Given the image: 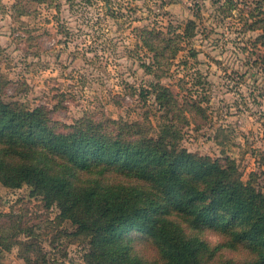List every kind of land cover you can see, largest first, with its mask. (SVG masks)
I'll list each match as a JSON object with an SVG mask.
<instances>
[{"label":"rangeland","instance_id":"obj_1","mask_svg":"<svg viewBox=\"0 0 264 264\" xmlns=\"http://www.w3.org/2000/svg\"><path fill=\"white\" fill-rule=\"evenodd\" d=\"M14 1L0 0V93L29 108L44 105L66 123L104 113L128 121L147 115L157 125L152 95H140L154 76L142 65L152 54L138 30L180 32L194 20V36L183 39L170 77L161 81L180 102L200 101L207 114L198 128L183 127L179 145L232 159L242 180L264 193V47L257 43L260 31L244 28L237 13L263 8L264 0L29 1L23 16L11 8ZM58 214L26 185L0 184V264H84L86 241ZM200 238L211 246L222 242L213 230ZM220 251L228 258L243 253Z\"/></svg>","mask_w":264,"mask_h":264},{"label":"trees","instance_id":"obj_2","mask_svg":"<svg viewBox=\"0 0 264 264\" xmlns=\"http://www.w3.org/2000/svg\"><path fill=\"white\" fill-rule=\"evenodd\" d=\"M29 1L45 0H15L11 8L27 15ZM237 9L264 47V7ZM195 27L191 19L180 32L138 30L152 54L142 65L154 76L140 95H152L157 125L147 115L128 121L104 113L66 123L44 105L29 108L0 93V184L26 185L55 205L59 219L75 226L72 235L86 241L84 264H209L215 256L214 264H264V193L242 180L232 159L179 145L183 127L198 128L207 114L200 101L180 102L161 81ZM204 230L218 232L222 242L209 245L200 238ZM222 249L243 253L228 258Z\"/></svg>","mask_w":264,"mask_h":264}]
</instances>
